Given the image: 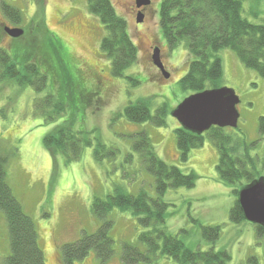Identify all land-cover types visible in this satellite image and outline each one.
Wrapping results in <instances>:
<instances>
[{"label": "rangeland", "instance_id": "rangeland-1", "mask_svg": "<svg viewBox=\"0 0 264 264\" xmlns=\"http://www.w3.org/2000/svg\"><path fill=\"white\" fill-rule=\"evenodd\" d=\"M4 1L23 14L22 24L16 25L24 29L23 38L0 35V47L9 55L19 61L32 51V40L41 37L35 28L32 34L28 33L27 25L31 19L41 18L74 58L68 63L63 61L66 70L41 67V72L47 75L46 86L41 90L34 85L20 86L11 79H0V155L10 154L5 166L6 180L26 215L35 223L45 264H65L60 256L63 244L75 241L83 232H94L100 225V219L90 212L94 196L103 198L112 193L116 185L131 193L140 188L151 197L156 195L152 174L131 147L132 136L142 130L148 133L159 157L183 172L196 175L192 187H169L162 196L169 202L165 229L172 234L179 232V237L192 249L207 250L212 246L215 250L228 249L231 255L228 264L243 263L249 255H255L264 264V236L256 235L252 223H235L228 216L236 199L233 188L237 184L218 179L215 170L218 152L208 136L205 135L202 147L190 150L187 161L179 158L175 145V129L179 124L169 113L192 93L179 82L191 58L184 41L170 48L164 40L157 20L161 0H153L154 10L145 15L143 22H137L131 11L133 0H110L125 19L127 32L137 47L136 62L125 70V76H132L136 84L126 77L110 75V61L99 44L105 30L98 16L90 12L88 0ZM37 9L40 13L34 18ZM242 16L250 22L264 24V0H243ZM0 25L14 26L1 11ZM154 47L160 48L168 77L151 59ZM216 55L223 69L218 86L233 88L240 98L238 124L225 127L223 132L236 140L239 150L247 145L248 152L258 158L260 167L264 130L260 128L259 119L264 117V78L246 67L230 48L222 47ZM75 62L82 67L81 71ZM55 63V67L61 66L58 60ZM86 64L103 83L98 95L100 101L82 108L78 89L88 90L94 84L93 76L83 71ZM141 99L147 101L151 114L165 107V125L137 123L123 115L126 104ZM56 102L62 104L60 111L54 105ZM59 125H68L92 140L90 145L83 146L79 158L67 160L64 154L51 152L44 145V135ZM97 140L107 148L99 159L94 156ZM109 218L112 220L109 234L114 240L112 256L102 262L91 250L72 264H123L120 260L122 243L135 242L145 228L130 210L120 211L115 207L110 210ZM201 225H220L219 238L212 243L204 240ZM180 228L183 231H179ZM7 236L4 214L0 210V264H5L9 254ZM135 264L175 262L170 257L158 256L153 261Z\"/></svg>", "mask_w": 264, "mask_h": 264}, {"label": "trees", "instance_id": "trees-1", "mask_svg": "<svg viewBox=\"0 0 264 264\" xmlns=\"http://www.w3.org/2000/svg\"><path fill=\"white\" fill-rule=\"evenodd\" d=\"M87 4L90 12L98 16L105 30L99 44L102 53L110 61V75L126 77L136 84L137 81L132 76H125V70L137 60V47L127 32L125 19L116 12L110 0H88ZM0 11L14 26L22 24L23 14L17 7L0 0ZM39 13L37 9L33 14L34 18ZM242 13L243 0L160 1L157 20L164 40L170 48L184 41L191 58L187 72L179 81L184 89L195 93L218 87L223 69L216 51L222 47L233 50L246 67L254 69L264 78V24L250 22ZM27 26L28 33L32 34V29L35 28L41 38L32 40V51L23 54L19 61L0 47V79H11L20 86L34 85L35 89L41 90L46 86L47 79L46 72H41V67L46 66L48 70H66L64 62L68 63L71 58L74 61V58L64 50L61 40L50 31L43 19H31ZM2 27L0 25V35L5 34ZM22 36L24 34L19 36L20 39ZM55 60L61 65L58 68L55 67ZM75 63L81 70L78 62ZM74 81L76 82L75 79ZM84 91L78 89L84 105L82 108L90 106L92 97L96 94H91L88 100L83 98ZM47 103L51 104V101ZM54 105L58 111L61 110V103L56 102ZM166 113L165 107L161 106L151 114L144 99L129 102L123 109V115L128 120L137 123L149 122L155 126L165 125ZM259 120L260 128L264 130V117ZM224 129L213 126L199 135L178 125L175 129V145L179 158L187 161L190 150L202 147L205 135L208 136L218 152L215 163L217 177L224 183L237 184L233 188L236 195L240 186L264 174V147L259 167L258 158L248 152V146L245 145L242 151L239 150L236 140L223 132ZM132 137L134 139L131 147L138 152L141 163L152 174L156 195L151 197L140 188L138 192L131 193L116 185L112 193L105 197L94 196L90 212L101 223L94 232H83L75 241L63 244L60 255L63 262L72 264L91 250L102 262L108 260L114 252V240L109 234L112 226L109 213L118 207L120 211L130 210L138 223L145 228L138 234L135 242L122 243L120 260L123 264L150 262L158 256L170 257L175 264H228L231 257L228 249L215 250L213 246L207 250L192 249L179 237V232L172 234L165 229L164 218L169 202L164 201L162 196L169 187H192L196 175L183 172L159 157L146 131H138ZM43 143L51 152L62 153L67 160H72L79 158L83 146L90 145L92 140L68 125H59L44 135ZM104 150H107L106 146L97 140L95 158H101ZM9 157L10 154L0 155V210L4 214L9 239V254L5 258V264H45L35 223L26 215L7 183L5 166ZM241 214V208L235 199L228 216L231 221L239 223L245 221ZM253 225L256 235L263 237L264 227ZM219 226L201 225L204 240L212 243L218 239L221 231ZM179 231L183 230L180 228ZM240 264L262 263L255 255H249Z\"/></svg>", "mask_w": 264, "mask_h": 264}, {"label": "water", "instance_id": "water-1", "mask_svg": "<svg viewBox=\"0 0 264 264\" xmlns=\"http://www.w3.org/2000/svg\"><path fill=\"white\" fill-rule=\"evenodd\" d=\"M150 0H136L137 7L147 5ZM142 14H138L137 22H142ZM4 32L12 38L23 35L21 27L4 25ZM151 59L164 76L169 74L161 62L160 48L154 47ZM235 90L226 86L191 93L184 97L171 111L178 124L190 133L203 134L211 127H236L238 124L240 102ZM236 201L241 208L245 221L264 227V174L240 186L236 193Z\"/></svg>", "mask_w": 264, "mask_h": 264}, {"label": "flooded vegetation", "instance_id": "flooded-vegetation-1", "mask_svg": "<svg viewBox=\"0 0 264 264\" xmlns=\"http://www.w3.org/2000/svg\"><path fill=\"white\" fill-rule=\"evenodd\" d=\"M132 3H133V5L131 6V8H132L131 11L134 12L135 18H137L138 14H142L143 19H144L146 14L152 13L153 10H154L153 9L154 7L152 8L153 0H150L147 5H141L140 7H137L136 0H133ZM141 21L143 22V20H141ZM160 55H161V52H160ZM160 57H161V60H162V56H160ZM79 71H81V70H79ZM83 71H86V72H88V74L93 76V82H94V84H93L91 89L84 91V93L82 94L83 98L84 99L88 98V100H89L90 99L89 98L90 95L93 94V93H96L94 95V97H92V100H93L92 103L95 104V102H97V101L99 102L100 101V97H98V95L100 94V88H101V85H102L103 82L99 80V77L97 78V75L94 73V69H92L91 66L86 64V66L83 67ZM97 74H98V72H97ZM96 78H97V81L95 80ZM98 88H99V90H98Z\"/></svg>", "mask_w": 264, "mask_h": 264}]
</instances>
